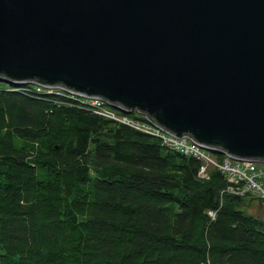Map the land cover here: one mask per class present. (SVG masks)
<instances>
[{"label": "trees", "instance_id": "1", "mask_svg": "<svg viewBox=\"0 0 264 264\" xmlns=\"http://www.w3.org/2000/svg\"><path fill=\"white\" fill-rule=\"evenodd\" d=\"M90 104L0 87V264H264V219L218 171Z\"/></svg>", "mask_w": 264, "mask_h": 264}, {"label": "water", "instance_id": "2", "mask_svg": "<svg viewBox=\"0 0 264 264\" xmlns=\"http://www.w3.org/2000/svg\"><path fill=\"white\" fill-rule=\"evenodd\" d=\"M0 82L264 164V0H0Z\"/></svg>", "mask_w": 264, "mask_h": 264}, {"label": "built area", "instance_id": "3", "mask_svg": "<svg viewBox=\"0 0 264 264\" xmlns=\"http://www.w3.org/2000/svg\"><path fill=\"white\" fill-rule=\"evenodd\" d=\"M82 98L90 101L91 110L96 115L129 126L136 131L155 136L160 139L161 144L166 148L197 159L200 162L199 179L206 181L209 179L211 170L218 171L225 181V187L221 191V195L229 194L238 198H255L258 200L260 208L264 211V164L237 161L222 155H217L215 158L211 157V152H208L206 147L198 145L190 138L179 139L149 121H135L133 118L123 114L118 115L99 99ZM219 157L221 159H218ZM207 215L212 220L215 218V212L209 211Z\"/></svg>", "mask_w": 264, "mask_h": 264}, {"label": "rangeland", "instance_id": "4", "mask_svg": "<svg viewBox=\"0 0 264 264\" xmlns=\"http://www.w3.org/2000/svg\"><path fill=\"white\" fill-rule=\"evenodd\" d=\"M3 86H5V83L0 84V87H3ZM46 91H48V90H46ZM108 107L118 115L123 114V112H121V111H119V110H117L111 106H108ZM128 115L133 117V120H135V121H138L137 118H140V119L145 118V116H143L142 114L137 113V112H132ZM210 154H211V157H214V158L217 156L214 153H210ZM258 166H261V165H258ZM242 204H243V206L241 208L243 210L255 215L256 217H258L260 219H264V211L260 208V205H259V202L257 199H255V198L251 199V197H246V198L242 199Z\"/></svg>", "mask_w": 264, "mask_h": 264}]
</instances>
